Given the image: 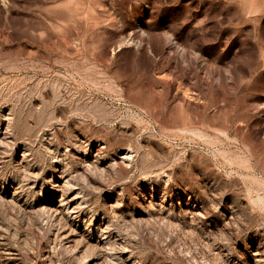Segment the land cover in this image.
Returning <instances> with one entry per match:
<instances>
[{"label": "rangeland", "instance_id": "374dc122", "mask_svg": "<svg viewBox=\"0 0 264 264\" xmlns=\"http://www.w3.org/2000/svg\"><path fill=\"white\" fill-rule=\"evenodd\" d=\"M0 264H264V0H0Z\"/></svg>", "mask_w": 264, "mask_h": 264}, {"label": "bare ground", "instance_id": "6f19581e", "mask_svg": "<svg viewBox=\"0 0 264 264\" xmlns=\"http://www.w3.org/2000/svg\"><path fill=\"white\" fill-rule=\"evenodd\" d=\"M71 201V200H70Z\"/></svg>", "mask_w": 264, "mask_h": 264}]
</instances>
